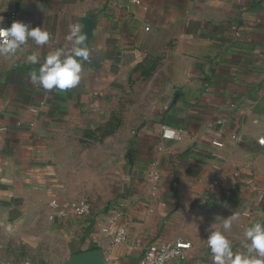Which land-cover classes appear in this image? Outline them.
Instances as JSON below:
<instances>
[{
  "label": "crops",
  "instance_id": "1",
  "mask_svg": "<svg viewBox=\"0 0 264 264\" xmlns=\"http://www.w3.org/2000/svg\"><path fill=\"white\" fill-rule=\"evenodd\" d=\"M142 1L0 0V17L17 12L51 34L44 46L29 40L0 56V212L8 224L28 221L8 229L19 247L38 243L39 263L102 249L105 264H140L150 244L184 240L192 245L187 259L171 264H212L206 230L217 216L239 214L226 233L234 251L244 229L264 220V0ZM84 17L96 28L80 82L52 91L31 83L29 72L40 64L26 57L36 52L42 63L66 47L70 25L82 28ZM164 127L181 139H163ZM91 132L114 141L112 209L104 212L106 199L88 219L52 221V173L64 157L70 164L73 147ZM206 196L204 212L197 211ZM70 197L57 199L78 201ZM123 229L126 239L117 243ZM48 231L54 238L47 241ZM61 231L70 239L59 255ZM8 258L3 264L17 261Z\"/></svg>",
  "mask_w": 264,
  "mask_h": 264
},
{
  "label": "clouds",
  "instance_id": "2",
  "mask_svg": "<svg viewBox=\"0 0 264 264\" xmlns=\"http://www.w3.org/2000/svg\"><path fill=\"white\" fill-rule=\"evenodd\" d=\"M2 24L3 17H0ZM50 37V32L40 26L32 27L29 23L14 20L10 27L0 26V56L15 55L29 40L44 46L50 42ZM65 40L67 46L50 51L42 63L36 52L26 57L28 63L40 64L38 70L29 72L31 83L52 91L70 89L80 82L84 72L83 64L90 57L88 34L78 24H72ZM238 219V213L228 218L217 216V222L206 230V243L211 252L212 264H264V220L254 221L244 229L242 249L234 251L226 233Z\"/></svg>",
  "mask_w": 264,
  "mask_h": 264
},
{
  "label": "rangeland",
  "instance_id": "3",
  "mask_svg": "<svg viewBox=\"0 0 264 264\" xmlns=\"http://www.w3.org/2000/svg\"><path fill=\"white\" fill-rule=\"evenodd\" d=\"M90 139H82L80 143L77 142L75 147H73L74 154L70 157V164H66V157H64L62 165L63 168L58 171H54L51 177L53 179V187H49V192L51 199L56 197L58 199L63 198V196L69 195L70 198L76 200L86 199L92 202L96 207L98 204L106 203L104 212H108L112 209L113 199L111 197L115 194V189L117 183L119 182V170L117 165L114 164V156L108 153V148L114 146L113 140H108L97 136L94 132L90 135L85 136ZM50 206V204H49ZM8 219L3 212H0V262L4 263L3 257L14 256L17 261L10 260L9 264H45L38 262V243L36 245H26L19 247L17 245L18 240L16 235H13L14 231L10 232L8 227L21 226L22 228L29 227L28 221L23 224H18L11 222L8 224ZM37 227L43 229V224L41 220L37 222ZM1 228H7L8 234L4 233ZM10 232V233H9ZM42 232H45L44 230ZM48 241L50 238H54L53 234L49 231L43 235ZM69 235L65 231L59 232L57 239V253L62 255L63 249L67 247ZM21 240V243H24ZM12 243L16 244L13 249ZM8 245V247H7ZM31 246L33 251H30L28 247ZM47 245L43 244L41 249H44ZM8 254V255H7ZM3 255V256H2ZM19 260V261H18ZM48 264V263H47ZM53 264V263H51Z\"/></svg>",
  "mask_w": 264,
  "mask_h": 264
},
{
  "label": "built area",
  "instance_id": "4",
  "mask_svg": "<svg viewBox=\"0 0 264 264\" xmlns=\"http://www.w3.org/2000/svg\"><path fill=\"white\" fill-rule=\"evenodd\" d=\"M134 6H142V0H128ZM201 2H209L211 0H198ZM229 1V0H224ZM14 20L18 19V13L13 12L7 17H3V24L0 25L2 27H10L11 23ZM150 28L148 27L147 30ZM258 91L264 96V80L259 87ZM32 112L34 114H38V109H33ZM21 127V124H18ZM162 137L165 140L169 141H178L181 139V134L178 130L164 127ZM234 140L241 141L240 137L234 136ZM264 143L263 140L260 141ZM214 146L216 147H223L222 142H214ZM153 176L155 180L160 179V175L158 172L154 171ZM216 185L218 183L216 182ZM230 195V193H228ZM209 201V198L203 197L200 199L196 210L199 212H204V209ZM50 207L55 210V213L50 217V220L60 219H67L69 217H75L78 219H88L93 216L95 211V206L92 202L86 199L78 200V201H71L66 203H61L57 198H52L50 201ZM126 239V232L125 230H121L117 236L115 241L117 243H122ZM192 249V245L189 242L184 240H175V241H167L163 243L155 242L148 246L145 250L141 263L140 264H171V262L178 260V261H185L187 259L188 252Z\"/></svg>",
  "mask_w": 264,
  "mask_h": 264
},
{
  "label": "water",
  "instance_id": "5",
  "mask_svg": "<svg viewBox=\"0 0 264 264\" xmlns=\"http://www.w3.org/2000/svg\"><path fill=\"white\" fill-rule=\"evenodd\" d=\"M80 23L82 29L88 34V44L93 39L96 22L91 18L84 17L80 20ZM62 264H105V254L102 249L75 254Z\"/></svg>",
  "mask_w": 264,
  "mask_h": 264
}]
</instances>
